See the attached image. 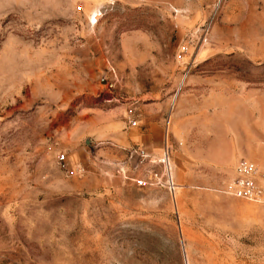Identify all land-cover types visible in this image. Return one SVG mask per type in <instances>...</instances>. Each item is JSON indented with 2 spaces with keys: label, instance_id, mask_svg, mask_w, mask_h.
Returning a JSON list of instances; mask_svg holds the SVG:
<instances>
[{
  "label": "rangeland",
  "instance_id": "374dc122",
  "mask_svg": "<svg viewBox=\"0 0 264 264\" xmlns=\"http://www.w3.org/2000/svg\"><path fill=\"white\" fill-rule=\"evenodd\" d=\"M139 150L174 190L135 183L162 171ZM240 159L264 164V0H0V264H264Z\"/></svg>",
  "mask_w": 264,
  "mask_h": 264
},
{
  "label": "built area",
  "instance_id": "2783aa9c",
  "mask_svg": "<svg viewBox=\"0 0 264 264\" xmlns=\"http://www.w3.org/2000/svg\"><path fill=\"white\" fill-rule=\"evenodd\" d=\"M132 126H135V124L132 123ZM132 153L139 159L140 164L149 160L150 163H157L162 166L161 172L150 173L149 182L141 179L134 180L139 187L156 186L168 191L175 189V184L167 166V152L163 153L157 160L151 159L143 150L133 151ZM58 162L62 167H65L63 155L58 157ZM66 172L69 176H81L85 173V170L76 167L72 170H66ZM223 193L235 200L264 205V164L260 165L248 159L238 160L233 167L232 175L226 183Z\"/></svg>",
  "mask_w": 264,
  "mask_h": 264
},
{
  "label": "bare ground",
  "instance_id": "6f19581e",
  "mask_svg": "<svg viewBox=\"0 0 264 264\" xmlns=\"http://www.w3.org/2000/svg\"><path fill=\"white\" fill-rule=\"evenodd\" d=\"M94 23H96V21Z\"/></svg>",
  "mask_w": 264,
  "mask_h": 264
}]
</instances>
